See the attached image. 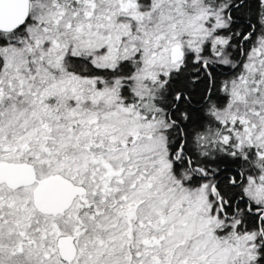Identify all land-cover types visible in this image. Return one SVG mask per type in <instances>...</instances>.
Returning a JSON list of instances; mask_svg holds the SVG:
<instances>
[{
  "label": "snow or ice",
  "instance_id": "6c2138e0",
  "mask_svg": "<svg viewBox=\"0 0 264 264\" xmlns=\"http://www.w3.org/2000/svg\"><path fill=\"white\" fill-rule=\"evenodd\" d=\"M0 264H264V0H0Z\"/></svg>",
  "mask_w": 264,
  "mask_h": 264
}]
</instances>
